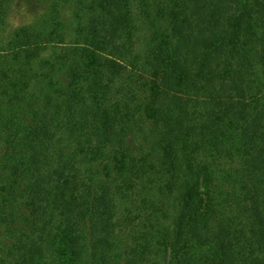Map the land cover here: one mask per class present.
<instances>
[{
  "label": "trees",
  "instance_id": "1",
  "mask_svg": "<svg viewBox=\"0 0 264 264\" xmlns=\"http://www.w3.org/2000/svg\"><path fill=\"white\" fill-rule=\"evenodd\" d=\"M0 0V264H264V0Z\"/></svg>",
  "mask_w": 264,
  "mask_h": 264
},
{
  "label": "rangeland",
  "instance_id": "2",
  "mask_svg": "<svg viewBox=\"0 0 264 264\" xmlns=\"http://www.w3.org/2000/svg\"><path fill=\"white\" fill-rule=\"evenodd\" d=\"M42 9L34 0H15L10 22L15 26L28 24L42 13Z\"/></svg>",
  "mask_w": 264,
  "mask_h": 264
}]
</instances>
